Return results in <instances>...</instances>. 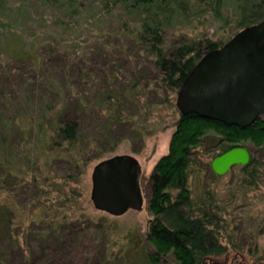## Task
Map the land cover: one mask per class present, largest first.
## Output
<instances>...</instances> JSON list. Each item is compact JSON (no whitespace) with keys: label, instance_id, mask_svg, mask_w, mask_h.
<instances>
[{"label":"trees","instance_id":"16d2710c","mask_svg":"<svg viewBox=\"0 0 264 264\" xmlns=\"http://www.w3.org/2000/svg\"><path fill=\"white\" fill-rule=\"evenodd\" d=\"M8 1L0 0L1 17L10 11ZM40 2L56 4L76 25L102 24L110 16L118 24L114 32L106 33L110 36L107 40L92 45L75 76L66 72L58 79L42 64L36 69L34 47L20 50L31 54L29 65L38 73L25 86L27 96L21 103L26 106L27 101H33L36 106L30 112L21 108L19 112L18 108L0 112L4 126L1 159L14 184L11 205L17 208L0 201V242L10 248L20 240L18 233L27 239L28 232L37 231L40 240L45 241L44 251L52 245L55 250L51 251L60 257L57 264H102L111 259L106 245L111 246L112 239H106L104 246V237L110 236L111 228L103 227L81 210V178L86 165L102 158V153L113 152L120 141L119 136L115 137L120 132L117 128L122 129L121 133L128 129L133 137L142 139L164 119V110L176 109V92L192 66L205 51L223 44L237 29L262 18L264 0ZM204 11L213 13L221 24L233 22L237 29L223 40L202 34L167 42V28L178 21L188 24ZM15 52L17 62L26 56ZM92 54L104 59L98 73L87 64ZM143 61L147 64L140 67ZM176 118L168 149L153 163L145 184L146 209L151 213L145 238L152 247H142L128 230L121 241L126 240L137 262L130 261V255L127 259L129 264H225L226 257L219 258L222 254L228 255L232 247L243 249L232 239L238 225L229 227L233 219L226 218L219 189L210 185L214 179L201 184L202 178L207 170L214 173L210 158L242 144L250 152L249 162L230 168L235 173L234 182L225 183L226 191L244 195L263 182L264 114L246 126L226 124L195 112H178ZM245 246L250 253L257 247L251 250L250 243ZM71 252L74 258L67 256ZM96 253L95 258H89ZM77 254L81 261L75 257ZM9 260L8 253L0 250V264H10ZM244 260L245 256L237 252L231 257L232 264H243Z\"/></svg>","mask_w":264,"mask_h":264},{"label":"rangeland","instance_id":"374dc122","mask_svg":"<svg viewBox=\"0 0 264 264\" xmlns=\"http://www.w3.org/2000/svg\"><path fill=\"white\" fill-rule=\"evenodd\" d=\"M7 5L10 6L8 15L0 16V112H9L10 108L14 110L18 108L17 112H19L20 108L30 112L36 106V103L34 104L30 100V102L26 100V106H22L21 103V100H25L27 96V88L25 86L33 79L32 76L38 74L29 65L31 62L29 61L30 58L32 60L31 54L19 53L22 47L25 49L29 48V46L34 47L33 52L35 51L34 55L37 57L35 62L37 65L35 66H38L36 69H39V66L42 64L51 70L58 79H62V75L66 72H71L75 76L79 68L78 66L82 62H85L83 56L88 54L92 45L100 39L107 40L110 36L106 33L108 31L114 32V28L118 24L117 19L114 16H110L102 24L94 25L85 22L83 24L77 23V26L72 19H69L65 15L62 8L52 2L44 5L40 0H9ZM225 14L223 12V16ZM235 29L237 28L234 27L233 22L221 24V21L216 19L213 13L204 11L199 16L192 18L188 24L178 21L173 27L167 28L165 38L170 43L173 40H177V38L188 40L191 37L198 38L202 34H205L211 38L223 40ZM111 38L115 40V37ZM15 51H18V54L23 55V57L26 55V58L24 57L25 60L21 58L22 61L17 62L15 57V53L17 55V52ZM138 56L142 60L141 55ZM103 60L98 55L92 54L87 64H89V68L93 72L96 73L97 71L98 73L102 69ZM145 63L147 64L144 61L140 62V67H144ZM13 74H16L15 78ZM178 112L177 108L164 110L162 113V116L163 114L165 115L164 119L151 132H146L142 136V139L133 137L131 131H128V129L124 133H121V128L116 129L120 132L116 133L115 137L119 136L120 141L113 152H130L139 159L142 165L140 176L142 188L144 189V199L146 197L145 184L148 173L151 171L153 163L160 155L166 153L168 149L169 139L174 130ZM3 128L4 126L0 121V201L9 204L11 208L16 210V206L11 205L13 200V189L11 190V187H14V184L11 178L6 175L4 171L5 164L1 159L3 149L1 139H4L2 136ZM10 145H13V142ZM134 146H137L136 150L133 149ZM113 152L102 153V157L113 154ZM93 153L94 150L92 149L91 154ZM205 158L209 159L210 156L207 155ZM94 162L96 160H91L86 165V170L82 174L83 199L81 200V210L87 213L88 216L93 217L96 222L104 224L103 227L111 228V232H109L110 236H103L105 240L104 246L106 239L109 242L112 239L110 242L111 246L106 245V250L110 251L111 259L106 260L102 264H118L120 262H122L121 264H129L127 256L131 254V250L128 249L126 240L121 241V239L125 238L128 230H132L135 242L137 239L140 241L142 247L150 250L152 245L148 244L145 236L151 213L146 209V199L141 209L135 210L129 208L126 212L118 215H111L108 212L95 208L89 198L91 187L90 174ZM11 169L14 170L15 168L11 167ZM234 176L235 173L231 172L230 169L217 176L210 170H207L201 182V184H204L206 183L205 181L214 179L210 185L216 190L219 189V194L224 203V210L228 214L226 218L228 220L233 219L231 222H228L229 227L234 228L235 225H238L236 231L232 228L235 231L234 233L232 232V239L240 243L243 249L239 250L232 247L229 249L228 255L222 254L219 258L223 259L226 257V259H223L225 264H232L231 257L237 252V254L245 256L243 264H264V180L257 187L252 188V190H247L244 195L237 192L236 196H234L226 191L228 187L225 185L226 182H234ZM15 214V216L19 217L17 213ZM229 227L228 230H230ZM36 232H28L29 236L26 237L27 239L24 238L25 241L22 239L23 234L19 235L18 233L20 240L15 241L14 245L12 244L13 247L11 246L10 248L1 246L3 242H0V247L9 255L10 264L58 263L60 257H56L51 251V249L55 250L52 248L53 246L46 247L48 252L47 250L45 252L42 248L45 246V241L40 240L41 238L37 236ZM33 233L36 235L32 236L31 234ZM24 235H27L26 231ZM97 235L101 236L100 234ZM98 241L100 242V239ZM222 242H225L223 237ZM246 243L251 244V250H253L255 245L257 246L253 250V253L246 252ZM2 249L0 250L3 251ZM98 254L96 253L94 256L88 257L93 259ZM74 255V252H71L67 256L74 258ZM132 256L130 255V257ZM75 257L78 258V254ZM133 259L134 257L130 258V261L137 262ZM78 260L81 261L80 258ZM91 263L93 264V262ZM77 264L82 263L77 262ZM83 264H89V261Z\"/></svg>","mask_w":264,"mask_h":264},{"label":"water","instance_id":"95a60500","mask_svg":"<svg viewBox=\"0 0 264 264\" xmlns=\"http://www.w3.org/2000/svg\"><path fill=\"white\" fill-rule=\"evenodd\" d=\"M179 113L195 112L224 123L246 126L264 114V16L237 29L223 44L205 51L176 92ZM245 145H233L210 159L214 173L249 162ZM142 165L130 152H113L94 162L90 201L118 215L141 209Z\"/></svg>","mask_w":264,"mask_h":264},{"label":"flooded vegetation","instance_id":"af4514ba","mask_svg":"<svg viewBox=\"0 0 264 264\" xmlns=\"http://www.w3.org/2000/svg\"><path fill=\"white\" fill-rule=\"evenodd\" d=\"M193 66H194V65H193ZM193 66H192V67H193Z\"/></svg>","mask_w":264,"mask_h":264}]
</instances>
